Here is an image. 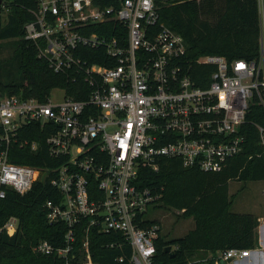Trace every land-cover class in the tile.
I'll use <instances>...</instances> for the list:
<instances>
[{
    "label": "built area",
    "instance_id": "2783aa9c",
    "mask_svg": "<svg viewBox=\"0 0 264 264\" xmlns=\"http://www.w3.org/2000/svg\"><path fill=\"white\" fill-rule=\"evenodd\" d=\"M31 13L24 38L54 71L75 68L90 91L82 100L64 94L59 103L0 93V198L9 189L25 194L46 179L58 189L60 199L47 200L45 207L48 223L66 225L64 245L43 240L32 248L54 254L56 264H94L88 248L91 227L120 233L131 248L128 264H156L160 225L148 221L153 196L136 187L138 172L157 170L163 158L218 172L241 152L240 126L251 104L264 112V35L257 62H229L214 54L190 60L184 38L157 25L156 0H36ZM87 49L103 51L99 56L105 63L82 58ZM196 79L208 83L200 86ZM31 123L44 129L48 154L62 159L59 166L9 161L12 143L37 151L36 140L17 136ZM256 127L264 154V123ZM83 220V247L74 253ZM17 226L18 219L10 217L2 229L12 235ZM249 253L230 248L220 257L237 260Z\"/></svg>",
    "mask_w": 264,
    "mask_h": 264
},
{
    "label": "trees",
    "instance_id": "16d2710c",
    "mask_svg": "<svg viewBox=\"0 0 264 264\" xmlns=\"http://www.w3.org/2000/svg\"><path fill=\"white\" fill-rule=\"evenodd\" d=\"M36 0H0V43L8 56L0 55V93L21 98L46 101L51 91L63 89L65 96L86 99L88 84L75 68L54 71L47 60L37 53L36 46L24 38V24L32 19L31 9ZM157 25L163 23L179 33L187 44V57L194 60L214 54L229 62L243 59L257 62L260 50V19L257 0H156ZM112 25V22H111ZM119 29L122 28V24ZM103 33L99 28H93ZM106 35H113L112 29ZM124 38L123 32H119ZM89 63L103 64V51L84 50ZM2 53V52H1ZM16 73V76H15ZM197 81V79H196ZM208 81V77H207ZM204 80L197 81L200 86ZM264 123V112L256 102L251 104L240 132L244 135L241 152L229 158L218 172H204L196 167L183 166L180 159L163 158L158 169L143 167L135 180L139 189H149L153 196L150 223L160 225L155 216L158 208L181 211L184 218H192L194 227L181 237L166 238L158 230L155 237L156 264H194L195 255L208 252V264H220L221 255L230 248L252 249L257 244L258 216L253 213L231 211L229 181L264 180V154L256 124ZM20 130L18 139L36 140L37 151L20 148L12 143L9 161L43 169L57 167L62 159L52 158L45 145L46 133L38 123ZM2 145L0 146V149ZM92 180V185L96 181ZM56 187L37 181L25 194L7 190L0 198V264H56L57 257L35 252L33 246L43 240L63 246L66 233L64 223L47 221V200L60 199ZM10 217L18 219L16 231L9 235L2 229ZM83 220L75 233L74 253L81 251L85 239ZM171 251L166 252L165 247ZM88 248L94 264H128L131 248L120 233L88 230ZM123 255L124 261L118 257ZM196 264V263H195Z\"/></svg>",
    "mask_w": 264,
    "mask_h": 264
},
{
    "label": "rangeland",
    "instance_id": "374dc122",
    "mask_svg": "<svg viewBox=\"0 0 264 264\" xmlns=\"http://www.w3.org/2000/svg\"><path fill=\"white\" fill-rule=\"evenodd\" d=\"M4 41H0L3 43ZM2 52V53H1ZM0 55L8 56L9 52L0 50ZM16 76V73H15ZM64 92L62 89H54L49 95L51 103H59L63 100ZM229 195L232 199L231 211L242 213L255 212L256 202L262 200L264 203V180L262 181H229ZM263 203H259V209L264 211ZM155 216L160 220V230L166 238H174L183 236L188 230L194 227V220L190 217L184 218L181 216V211L169 208H158ZM220 255L218 254V257ZM211 255L208 252H203L201 255L192 257V263L208 264V258ZM233 261V260H232ZM229 264V263H228Z\"/></svg>",
    "mask_w": 264,
    "mask_h": 264
},
{
    "label": "crops",
    "instance_id": "0c3cea01",
    "mask_svg": "<svg viewBox=\"0 0 264 264\" xmlns=\"http://www.w3.org/2000/svg\"><path fill=\"white\" fill-rule=\"evenodd\" d=\"M259 8L260 19V36L264 35V0H257ZM259 203H263L262 200L256 202L255 212L253 214L258 216L259 224L256 228L257 244L254 248L250 249V253L247 257H243L237 260H231L230 262H220V264H264V211L259 209ZM264 205V203H263ZM211 255V254H210Z\"/></svg>",
    "mask_w": 264,
    "mask_h": 264
},
{
    "label": "water",
    "instance_id": "95a60500",
    "mask_svg": "<svg viewBox=\"0 0 264 264\" xmlns=\"http://www.w3.org/2000/svg\"><path fill=\"white\" fill-rule=\"evenodd\" d=\"M44 176H45V173H43V175H42V177H41V180H43L44 179ZM165 251L166 252H170L171 251V247L170 246H166L165 247ZM230 262L231 260L230 259H227V260H222V262Z\"/></svg>",
    "mask_w": 264,
    "mask_h": 264
}]
</instances>
